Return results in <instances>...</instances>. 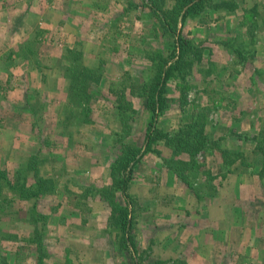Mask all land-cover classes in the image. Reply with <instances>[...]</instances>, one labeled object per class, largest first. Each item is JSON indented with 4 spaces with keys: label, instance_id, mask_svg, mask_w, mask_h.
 Returning a JSON list of instances; mask_svg holds the SVG:
<instances>
[{
    "label": "rangeland",
    "instance_id": "1",
    "mask_svg": "<svg viewBox=\"0 0 264 264\" xmlns=\"http://www.w3.org/2000/svg\"><path fill=\"white\" fill-rule=\"evenodd\" d=\"M219 1L171 33L167 1L155 14L154 0H0V168L14 176L37 156L55 187L26 201L4 189L12 203L0 198V264H264V155L253 153L264 150V0H230L235 11ZM179 36L201 59L185 56L153 120L145 107L153 66L174 64ZM70 50L97 76L87 89L90 124L66 120ZM197 120L191 130L205 124L209 149L186 173L189 186L174 171L189 156L162 140L147 151L145 140L151 123L173 136ZM135 147L142 159L128 201L116 192L132 215L126 249L99 191L117 190L113 165ZM224 151L244 156L232 164ZM41 234L39 251L32 240Z\"/></svg>",
    "mask_w": 264,
    "mask_h": 264
},
{
    "label": "trees",
    "instance_id": "2",
    "mask_svg": "<svg viewBox=\"0 0 264 264\" xmlns=\"http://www.w3.org/2000/svg\"><path fill=\"white\" fill-rule=\"evenodd\" d=\"M168 3V11L164 12V16L167 18V22H164V25L168 28L172 25L171 33H176L178 23L184 24L187 16H194V13L200 14L203 11L204 4L207 0H154L155 8L151 6V11L153 13L160 12L162 7H156L158 4ZM166 5V4H165ZM230 0H221L216 5V8L219 10H227V11H235L237 10V6H232ZM251 11V10H250ZM191 41L179 36L177 38V42L175 44V50L170 57L175 56L176 61L171 66H167L169 64V59L165 60L160 59L159 66H153V70L155 71V77L151 82V88L147 95L145 96V107L150 111L151 117L155 120L157 113L163 109L165 105L166 99L164 98L165 89L168 81L171 78H179L183 75V70L181 67V63L184 61L185 56L189 53L193 52L195 55H199V61L201 59V53L195 49V47L191 46ZM177 47V48H176ZM179 49V52H178ZM229 50L231 53L238 55L245 60L244 55L240 50L232 49L229 46ZM67 61V72H68V97L69 102L66 106V115L69 112L72 113V118L66 116V120L76 119L79 123L90 124L91 120L89 115L91 114V106H90V96L87 91L89 85L92 81L97 79L95 75V69L87 66L83 61V56L81 53H77L74 51H68L67 56L65 57ZM195 61H189L187 64L192 66ZM119 112V111H118ZM122 115L121 112H119ZM198 120L195 124H191L189 129L179 130L173 136H167L163 131L155 129L154 124L151 123L149 129L146 132V150L149 151L151 149L152 144H154L158 140H162L165 142L167 146L172 149V154L176 156H181L186 154L189 156L188 162H177L175 163L174 171L177 174V177L181 178L187 185L192 186V183L186 180V173L190 170L197 171L200 168V164L197 160V155L200 152L207 151L206 144L208 142V137L205 134V124H202L195 132L191 129L197 127ZM118 140L125 139L124 134L117 135ZM242 136V135H241ZM240 135L237 137H241ZM246 136V135H245ZM254 138L253 141H255ZM142 150L141 148H129L125 151H122L120 159L115 163L112 168V174L115 179L113 184L117 187L115 192L104 189L100 190L99 193L103 197L104 200L108 201L112 208V220L118 226L119 231L122 233L120 236L121 247L126 248L128 244L134 247V242L131 237H127L130 230L132 229L131 225V212L127 206H122L118 199L116 192L121 191L124 194L125 199L128 201V185L130 183V173H132V169H134L135 165L142 159L140 155ZM261 151L264 155V150L256 147L255 152ZM232 156H235L234 160ZM244 155L237 154L235 152L224 151L223 157L225 160H231L232 164L237 162V159H241ZM40 165L39 158L37 156L32 157L27 164L20 166V168L15 172L14 176H12L9 172L0 168V198H3L4 205L11 204V200L9 197H4V189H10L11 192L17 193L21 200H29L32 198H37L42 194H47L48 192H53L55 187L51 185V180H46L40 177L38 167ZM117 168V169H116ZM33 174L34 184L31 186L27 185L29 181L30 174ZM11 175V176H10ZM51 183V184H50ZM2 210L5 209L4 206L1 207ZM33 213V212H32ZM34 214V213H33ZM38 218H42L39 214ZM35 219V218H34ZM34 222L36 224L41 223L42 219H35ZM44 223V222H43ZM42 234L37 235L33 243L39 245V251L42 249L43 241L41 240ZM41 242V243H40ZM125 250V249H123Z\"/></svg>",
    "mask_w": 264,
    "mask_h": 264
},
{
    "label": "crops",
    "instance_id": "3",
    "mask_svg": "<svg viewBox=\"0 0 264 264\" xmlns=\"http://www.w3.org/2000/svg\"><path fill=\"white\" fill-rule=\"evenodd\" d=\"M12 70V69H11ZM1 76H4V74H2ZM9 77L7 76V82H9ZM2 85V86H1ZM0 90H4V87H3V84L1 83V79H0ZM2 91H0V92H2ZM23 98H24V95H23Z\"/></svg>",
    "mask_w": 264,
    "mask_h": 264
}]
</instances>
